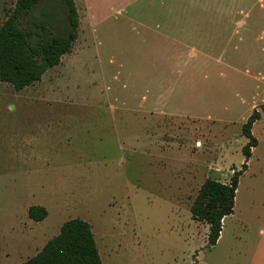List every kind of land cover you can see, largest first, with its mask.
I'll list each match as a JSON object with an SVG mask.
<instances>
[{"label":"rangeland","instance_id":"1","mask_svg":"<svg viewBox=\"0 0 264 264\" xmlns=\"http://www.w3.org/2000/svg\"><path fill=\"white\" fill-rule=\"evenodd\" d=\"M200 1L74 0L71 51L20 90L0 81V264L71 218L102 264H264V113L215 245L190 212L204 179L241 167V126L264 104V46L191 44L223 38L195 19Z\"/></svg>","mask_w":264,"mask_h":264},{"label":"trees","instance_id":"2","mask_svg":"<svg viewBox=\"0 0 264 264\" xmlns=\"http://www.w3.org/2000/svg\"><path fill=\"white\" fill-rule=\"evenodd\" d=\"M79 15L74 0H14L0 25V81L20 90L42 78L45 71L57 65L62 55L71 51L78 35ZM264 113V104L254 108L241 126L247 141L241 151L245 161L234 170L228 182L206 178L191 205L194 219L208 224L206 247L216 244L222 220L233 213L240 175L257 139L252 125ZM27 215L34 221L47 216L42 205L28 207ZM18 264H102L91 225L86 220L64 221L33 256Z\"/></svg>","mask_w":264,"mask_h":264},{"label":"crops","instance_id":"3","mask_svg":"<svg viewBox=\"0 0 264 264\" xmlns=\"http://www.w3.org/2000/svg\"><path fill=\"white\" fill-rule=\"evenodd\" d=\"M198 4L193 8L195 19L203 23L209 22V34L220 35L223 38L222 41H215V38H212L191 44L264 46V0H209V5H203L202 1ZM183 13L187 12L183 10ZM201 30L206 28L198 31ZM196 35L199 36L198 33Z\"/></svg>","mask_w":264,"mask_h":264}]
</instances>
